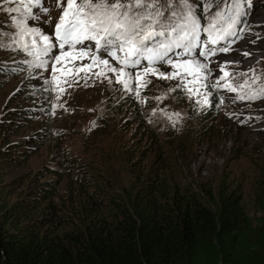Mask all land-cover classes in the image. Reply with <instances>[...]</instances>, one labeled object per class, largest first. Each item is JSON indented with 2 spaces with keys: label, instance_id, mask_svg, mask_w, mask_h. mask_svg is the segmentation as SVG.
I'll list each match as a JSON object with an SVG mask.
<instances>
[{
  "label": "rangeland",
  "instance_id": "1",
  "mask_svg": "<svg viewBox=\"0 0 264 264\" xmlns=\"http://www.w3.org/2000/svg\"><path fill=\"white\" fill-rule=\"evenodd\" d=\"M42 4L47 13L35 10L40 19L29 20V25L55 42V25L67 10V0ZM230 5L232 0H224L214 10L209 0L208 12L200 9L203 23L215 11L226 15ZM10 6L14 5L0 0V149L14 145L28 155L13 152L10 162L0 164V222L10 211L16 215L14 208L21 204L34 209L42 203L31 187L34 177L53 181L55 201L62 205L80 187H90L86 177L122 192L138 172L148 171L162 173L174 186L202 196L210 188L229 184L241 192L253 228L264 226V0H250L243 15L247 26L227 53L206 61L198 57L209 65V106L197 103L208 90L203 86L197 88L199 96H190L175 88L176 79L151 74L144 77L146 85L141 82L139 98L107 78L101 81L83 73L69 74L67 83L61 79L57 85L51 79V64L47 71H37L34 59L17 51L19 42L13 38L18 33L3 10ZM31 39L25 37L29 44ZM81 63L89 61L69 66ZM159 67L171 71L163 64ZM19 157L23 158L14 159ZM240 263H264L257 239L246 246Z\"/></svg>",
  "mask_w": 264,
  "mask_h": 264
},
{
  "label": "trees",
  "instance_id": "2",
  "mask_svg": "<svg viewBox=\"0 0 264 264\" xmlns=\"http://www.w3.org/2000/svg\"><path fill=\"white\" fill-rule=\"evenodd\" d=\"M238 25L246 28L245 17ZM13 152L28 155L7 145L0 164ZM89 180L61 205L53 181L34 177L42 203L2 217L0 264H241L253 238L264 258V226L253 228L229 184L202 196L148 171L122 192Z\"/></svg>",
  "mask_w": 264,
  "mask_h": 264
},
{
  "label": "snow or ice",
  "instance_id": "3",
  "mask_svg": "<svg viewBox=\"0 0 264 264\" xmlns=\"http://www.w3.org/2000/svg\"><path fill=\"white\" fill-rule=\"evenodd\" d=\"M220 3L224 0H211L216 8ZM4 4L14 5L3 10L11 15L18 33L13 38L19 42L17 51L32 57L37 71H47L51 64V79L57 85L61 79L67 83L69 74L79 77L83 73L95 75L101 81L107 78L109 83L121 85L130 97L139 98L141 82L146 85L148 81L144 77L151 74L157 79H176L175 88L183 89L190 96L193 92L199 96L197 88L203 86L208 90L197 103L209 106L211 90L206 81L209 65L198 57L206 61L218 51H229L227 46L217 49L216 45L232 42L227 38L233 35L235 26L246 14L250 0H232L227 16L215 11V16L206 24L200 9L207 13L209 0H82L80 5L77 0H67V10L55 25V42L40 28L29 25V20L40 19L35 10L43 8L47 13L42 0H4ZM27 36L32 37L30 44L25 41ZM101 53L108 58H103ZM85 59L89 61L87 65L69 66L70 62ZM161 64L171 71H162Z\"/></svg>",
  "mask_w": 264,
  "mask_h": 264
},
{
  "label": "bare ground",
  "instance_id": "4",
  "mask_svg": "<svg viewBox=\"0 0 264 264\" xmlns=\"http://www.w3.org/2000/svg\"><path fill=\"white\" fill-rule=\"evenodd\" d=\"M244 33V32H243ZM240 36V35H239ZM254 50V49H253ZM264 58V57H263Z\"/></svg>",
  "mask_w": 264,
  "mask_h": 264
}]
</instances>
